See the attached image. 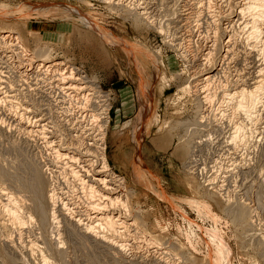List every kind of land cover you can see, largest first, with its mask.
Masks as SVG:
<instances>
[{
    "label": "rangeland",
    "instance_id": "374dc122",
    "mask_svg": "<svg viewBox=\"0 0 264 264\" xmlns=\"http://www.w3.org/2000/svg\"><path fill=\"white\" fill-rule=\"evenodd\" d=\"M201 1L202 0H192V1L185 0L184 2V0H180V1L178 0L179 4H177V0L176 1L175 0H123L122 4H124L125 6L121 4L122 6L119 5L118 7V5H116V8L112 9L113 7H115L114 5L115 2L113 3L112 0H0V7L2 5L6 7V9L10 8L11 10L8 11L9 12L8 14H12L15 17L13 23L12 22L8 24L6 23V25L10 26V28L12 29H16L17 33H20L18 34L20 37V40L23 37L24 40L22 39L21 42L23 44L28 43L26 45L27 47L25 46V48L29 52L31 51L38 52L39 50H42L40 52H45L47 50L51 54L52 57H56L58 58L59 61L60 60L63 61L66 64V66H72L77 71H81V75L85 76L88 80H91L93 78L92 80L93 81L95 80V84L97 87L101 89V92L103 94L104 93L109 94L107 96L112 98L113 101L112 100L109 101L111 103V106L109 107V110H110L109 113L111 117L110 122L112 120L111 126L116 131V138L110 140L107 137L105 139L106 148H107L106 156L108 159L109 167L112 168L114 172H117L116 175L119 174V170H122L123 174H119V175L120 177L123 176L125 178V181H126L125 184L129 191L128 194L129 195L131 194L130 195L131 197L129 196L131 198V199L129 198V206L132 209L131 208L130 209L133 210V212L136 210L135 211L136 215L137 216L140 215L141 219L143 218L142 220L146 224L145 225L146 228L150 232H154L155 235L161 237L162 239V240H158L157 242L156 240H151L152 241L151 243L152 244L154 243V244L150 245L151 243L146 241V238L143 236V234H140L141 231L135 230V228L132 227V229L131 228L129 229V232L131 234L128 232L129 235H127L128 233L125 235V237L129 239L123 238L125 242L122 239V242L124 244L127 243L128 247L127 249L123 251V257H120L117 254L112 253V251H110L111 249H108L106 251L105 248L102 246L98 247L95 245L94 246L89 245V244L87 245V244L81 243L80 241H77V240L75 241V239L70 240L67 236H65L66 234L64 235L63 232H60L62 238L67 237L65 239L60 238L62 239L65 245V246H62L64 247L62 248V251H64V256H63L64 260L62 264L64 263L65 264H121L122 262H123L122 264H157L158 260L163 261V263H168V264H207L209 262V259L213 257L214 245L211 239L214 236H217L216 237L217 239L219 237V239L217 240L218 243L216 242L217 244L220 243L219 246L223 244L222 246H220L221 250L224 246L226 247V249L224 247V249L222 250L223 255H224L222 259L223 264H227V263L228 264H261V263L264 264V259H262L264 258V242H263L264 241V237H263L264 236L263 235L264 234V231H263L264 230V214H263L264 212L263 211L264 210V203H263L264 202V195H263L264 194V152H263L264 151V132H263L264 131L263 129V126H264L263 103L264 101L262 99L263 103L261 104V106L263 108L261 107L258 108L259 110L257 112L258 115L256 114L258 121L256 122L257 124L255 125L256 126L255 127V126H252V124L249 121V118L247 119L246 115H244L243 112L241 113L240 111H238V109L234 111L236 108L234 106L236 99L234 100L233 103H231V101L229 102L228 100H223L222 98V96L224 97L225 94L232 95L234 91L237 92L238 89L240 88H243L244 90L249 89L250 85H252L253 83L252 78L255 75L257 69L262 64L264 65V61H263L264 58L262 56H260L262 58L255 56V58L257 57L258 59L256 58V60L253 61L252 59H254V57L252 55H249V53L246 50L247 45H245L244 43L245 38L242 39L244 36L243 33L245 32V30H241L244 28L245 18L243 16L237 15L238 9H236L237 5H239V2H241V0H238V1L232 0V2H230V0H224V1L223 0L222 1L221 0H214V1L204 0V3L203 1L201 3ZM30 3H37L42 6H50V7L60 6V7L69 8L70 10H73L77 13L73 16L75 20L76 19L81 20L82 18L81 15L82 16L88 15L90 16V18L93 19L92 21H94V23L98 25V26L95 25L96 27H99V29L103 30L107 34H110L114 38L111 40L116 39L115 41H117L118 39H120L126 43L135 41V43L140 46L139 52L141 53L145 52L143 54H146V51L148 52L147 54H149V56L151 57V63H152L151 67L156 73V77H157L150 91L151 92L150 107L147 108L148 110H146L147 115L149 116L146 115V118L144 119L146 121L143 120L144 123L145 122L149 123V124L145 123V125H143L142 127L145 129V130L143 129V131L145 132V135L146 137H148V139L143 140L141 143H137V141H135V138H136L135 134H137L138 136V133H137L138 129L141 130V128H137L136 126L137 124L136 122L140 120L138 118L139 109L137 105L138 104L137 93H136V90H135V87L132 81L134 79L139 80L140 77L142 78V80L144 79L146 81V78H145L146 72L144 70H140L139 68L136 69L134 65L137 59L143 55H141V53L138 54L134 46L132 47L133 50H131L129 53V51L125 52V50L118 45L109 46V45H106L105 43L102 44L101 41H97L92 36L85 37L84 34L81 33L77 28H74L75 27L73 26L74 24L64 21L66 17L56 18V15L54 16V14H52L54 16L53 18V16L51 15V12H53L52 11L53 9L50 10L49 8L47 10H44V12L46 11L47 12L42 13V15H39L41 13H38L36 11H30L28 13L27 7H26L27 9L26 11L25 6L24 7H21L23 5L20 6V4L29 5ZM197 3H199V5ZM202 4L205 6L203 7ZM221 4H223V6ZM225 4L229 6H226ZM135 5H138L136 7L137 10L136 9L133 10L135 8ZM212 5H213V10H212ZM185 7H186V10H185ZM110 8L112 9V12L110 11L111 10ZM206 8H207V11L205 10ZM117 9L121 10L122 12L124 11L127 12L129 11V9L131 11L132 9L133 12L129 11L130 13H134V11L136 13H143V14L147 13L146 14L147 16L146 15H145L146 17L144 16L146 18L145 23L143 22L142 25L137 24V27H136L132 20L130 21L126 18L125 21H123L124 17L122 16L124 15H121L119 10L117 11L119 14L115 12ZM143 9L144 11L141 12L140 10H143ZM232 9H233L232 11L233 13L231 12ZM189 10H190V13L192 12L191 14L189 13ZM223 11L226 13L227 16L225 15ZM173 12H175L176 14ZM207 12L208 14L211 13L209 17H208V14H206ZM26 13L30 14V17ZM179 14H181V18L183 19L188 18V16L191 15L192 19L190 18V20H188L187 26L189 25V22H190V27L191 26L192 27L194 26V27L193 28L192 27L190 28L189 26L187 27L185 25V22L183 24L180 23V25H178V23L176 22L179 21L177 18ZM198 14L200 16H197ZM216 15H218L219 18H217ZM24 18H25V21L27 18L26 22L24 21ZM210 18H213V20H215L216 18L217 19L215 20L216 24L215 23L212 24L210 22ZM223 18L225 19L222 20ZM239 18H241L242 20ZM18 20L20 22H18ZM24 22L26 23V26ZM191 22H192V25H191ZM14 23L16 24V26H14L15 25ZM12 24L14 25L12 26ZM209 24L211 27H209ZM236 24H238L237 26H239L240 24L237 30H236L237 28ZM54 25H58L56 27L59 28L58 35H56L58 36L57 39L50 38L48 35L49 32L47 31L43 35V32L45 30L51 29L50 27H54ZM178 26L179 28H177ZM175 29H178V31H176ZM190 29H192L193 32ZM41 30H44V31L42 32ZM188 30L191 32L190 35H189ZM213 33H215L214 35L216 36L212 35ZM182 34H184L185 37ZM207 34L209 37L207 36ZM239 34H240V38H239ZM241 34H243V36ZM200 36H202L203 38L201 37L200 39ZM216 37H219V38H216ZM228 37L229 39H227ZM208 38L211 41L208 40ZM230 38L233 40L231 41ZM36 39H37V43H36ZM207 40L208 42H206ZM215 40H216V43H215ZM234 40H236V42H233ZM202 44H204L203 45L204 48L202 47ZM212 45H215L216 50L214 49V46L212 47ZM206 48H210L211 52L215 50V52H213L211 55V57L213 56L214 57L212 58L209 64L210 65L212 64V66L214 67L211 66V69L214 70V72L215 71L217 72L212 73V75L214 76L216 75L213 79L214 82H212L213 85L209 84V89L207 87V90L210 92L208 91L205 92L206 94L207 93L209 94L210 99L212 98L211 99L212 101L209 99L206 102L207 103L206 105L202 104L203 102L200 101V105L199 104L197 105L199 100H198V97L195 95V93L193 92V93H190L188 96H184L183 94H181L182 88L180 87H184V85L190 81V78L192 76L191 73L195 69L194 66L196 62L193 61L194 62L193 63L191 59H189V57L192 55L193 57H198L199 56L198 54L201 52L203 53V50H205ZM244 49L246 51H244ZM217 50L219 54L217 53ZM227 51H228V54H227ZM193 52L194 53L196 52V54H194ZM214 53L215 55H213ZM229 53L230 55L234 54L233 55L234 57L233 56L230 57ZM244 53H246V55ZM184 54L188 55V57H185ZM225 54L228 56H226ZM156 57L157 59L159 58L162 61L160 63L161 65L156 60ZM250 58L252 61L250 60ZM209 64L207 65L208 68H210ZM255 65H256V68H254ZM139 71H141L142 73L141 72L139 73ZM248 76H250L251 79ZM234 80L237 83L238 82L239 83L237 84ZM145 81L143 82L148 84ZM121 83L124 84L126 87L121 88L122 87ZM248 85H249V88H248ZM45 90H47V92L51 91L52 94L51 92L50 94L48 93L49 96L48 94H46L47 97H44L43 99L41 98L42 95L40 96V94H38V96L32 95L33 96L32 98L31 96L29 98V96L25 94L24 96L27 98H24L25 100L22 98L21 101L23 102L26 101L25 106L27 104L32 105L30 104V102H32L33 101L32 99L35 97H36L35 101L37 102V104L38 103L42 104V101L43 103H53L54 102L53 103L54 107L51 106L53 115L49 117L51 119L59 118L57 120H60V117H58V115L60 116V114H58L59 108H58L57 103L62 102L60 99L61 95H58L59 93L56 90L54 91V89H49V87H46ZM226 90H228L229 92ZM220 92H222L223 94ZM54 93H56V95ZM53 94L55 97H53ZM55 98L58 100H56ZM97 99L100 100V98H97ZM124 100L127 101L126 104ZM55 101L57 103H55ZM100 101H102V99ZM208 103H209V106H207ZM33 105L35 106L36 104H33ZM66 105H69V106L66 107ZM66 105H65V107L67 108L66 111L70 112L73 109L72 111L75 113L76 112L75 106L80 105V104L79 102L77 104L76 99L73 98V99L67 100ZM121 106H125L124 107L125 110H123V108L121 110ZM210 106L212 107V110ZM0 110H1L0 111L1 112L0 113V116H1L0 117V129H4L6 126L10 128V130L7 127L5 128L6 130L7 129L9 130L8 133L7 132L5 133L6 136L0 130V160L4 158H8L9 160H11L12 158L15 157L14 159L20 163V161L22 162L21 160L22 158L18 156L19 158L18 159L16 158L17 155L15 156L12 152H10L9 144H11L16 139H18L17 137L20 136L19 138H21V135L15 133V130H12L14 124L11 123V120H13V118H10L12 115L8 113L9 111L7 110V108H5L3 111L2 109ZM119 110H120V113L118 116L114 112L119 111ZM73 112H70V113L73 114ZM137 114L138 116H136ZM136 118H138L137 121H136ZM3 121L4 123L6 122L5 125L6 124L8 125L5 126L3 124ZM66 121L65 123H63L64 126L60 124V126L57 127L58 129L55 130L56 131L55 134L57 135L59 134L61 136L60 140L61 139L64 140L63 137L67 134V136L64 137L65 142L61 141V143L64 144L63 145L64 147L65 145L68 147L71 146L70 148L72 149L76 146H72V144L75 142H72L73 139L71 140L70 138L76 137L77 134L79 133L77 131L69 133L67 126H66V123H67ZM131 121H132V126L135 125L133 133H132V128H131L132 126H130ZM195 121L196 123L198 122L197 124L202 127L200 128L199 126L198 127L199 129H198ZM67 124L69 127V122ZM235 124L245 125V126L244 125L241 126L240 128H242L241 129L242 131L247 133L246 138L250 139V140L248 139L249 141L247 140L246 147L245 145L243 147V144H246V143H240L242 139L235 136V134L238 135L236 132V129L234 131L232 130L233 128H235L234 126ZM72 125H74V121L71 122L70 126ZM49 126L52 127L51 124ZM62 126L63 128H61ZM158 127L160 128V130ZM63 129H67V130H63ZM147 129H149L150 131H147ZM230 130L231 132L232 131L233 132L231 133ZM50 131H53V130L50 129ZM60 133L63 134V137ZM146 133H148L149 135L147 136ZM165 133L166 135L167 134L171 135V137L173 136L171 138L172 140L171 145L170 146L166 145L167 147L163 144V141L159 140V139L161 140L163 139V136H165ZM14 134L17 136L15 137ZM251 135L253 136V138H251ZM234 136L237 138H234V142H232L233 141L232 138ZM194 137L195 138L200 137V138L195 139ZM179 138L181 139V141ZM184 138L187 139V143L185 141L186 139ZM227 138L228 139L230 138V139L228 140ZM8 139L11 141V143ZM69 139L71 141H69ZM191 139H193L191 141L192 143L190 145H187L190 143ZM236 139L239 141H237ZM133 140L135 141V143H137L136 145L134 144ZM182 142L184 145L180 144ZM181 146L184 147L183 151L184 150L186 151V149L188 148L186 153L185 151L181 153L180 151H176V149H178V147H181ZM191 146H193L195 150L192 149V152H191L192 154L191 156H189L190 153L188 152H190L189 149H191ZM236 147H237V150H236ZM196 148H198V150ZM134 153L137 155H140L139 158L141 157L140 158L141 165H139L140 166L139 168L141 169L140 170L141 172L139 174L141 175V177L139 174L137 175L138 178L135 174L134 176L137 178V181L138 179L139 181L141 179L140 183L142 182V186L143 187L145 186L144 188L137 187L136 185L132 184V182L130 181L131 169H129V167L132 164V159L135 155ZM185 155L188 157H186ZM191 158H193V160ZM113 160L120 161L121 162L120 164H125L126 167L121 168V169L115 168L116 166H114L115 163ZM239 165L241 166L239 167ZM225 172L226 173L229 172V173L226 174ZM19 177H22V179L27 180V175L24 173H22V175ZM256 177L257 178L259 177V178L257 179ZM213 178H215V181ZM22 179L20 182H23ZM209 181L210 183H213L217 187L214 189V191L219 190V193L217 195L213 194L212 196V192L214 191L211 189L212 188L211 185H209V187L207 186V184H210ZM258 186H259V189H258ZM159 192L162 195L164 194L168 197L165 198V196L163 195L164 197V201H163L162 198L161 199L158 198L159 197L158 195H160ZM156 193L158 195H156ZM224 193L226 194L227 197H225ZM261 194L263 196H261ZM257 195L258 197L260 195V197L257 198L256 197ZM260 199H263V200L259 201ZM235 201L239 202V204L242 205L241 209H244L246 212H248V216L253 214L252 223L250 224L251 226L244 224V221H242L243 219L240 220L239 217L236 216L237 218H235L233 216L234 214L233 212H231L230 208L235 205L236 203ZM215 202L216 203L219 202V203L216 204ZM224 204L225 206H223ZM228 205L230 206V208ZM220 206H221V209H220ZM222 207L224 208L226 207V208L224 209ZM226 212H228L229 214ZM1 222H2V216H0V223ZM25 222H26V219L23 220V224L21 223L22 226L21 224H16L18 226L13 225L14 229H12L10 231V234L8 235L10 239L9 240L10 245L8 246L4 244L3 242L4 237L2 236V232L0 231V246L5 248V249L2 248L4 252L9 253V255L11 254V257L12 258L14 257L16 259L17 264H19L21 261H22L21 263H23L24 261L25 264L27 263L30 264V262H32L31 264H33L34 259L36 260L35 261L36 264H43L42 261L40 262L41 258H39L40 255L38 254L39 253L38 250H40V248L42 247V250H43L42 253H43L46 247H44L45 246L44 244H43L44 246L41 244L42 240H41V236L39 232H37L38 230L34 228L32 224L28 222V220L26 223ZM25 226H27L26 229H25ZM28 226H30V229H28ZM248 226H250L252 229ZM15 228H17V231L15 230ZM30 230L33 233H31ZM256 230L257 231L262 230V231L257 232ZM249 233L251 234L249 235ZM22 234H23V237L21 236ZM135 235L138 236L139 238L136 237ZM258 235L263 238V240L261 241L263 243L258 241L260 239L258 238ZM19 236L23 240L19 239ZM131 238H133L134 240ZM254 239H255V243L253 241ZM35 240H38V241H35ZM68 240L70 242H68ZM139 240L141 241L143 240L142 243L139 242ZM33 242L39 247H37ZM159 243L161 244L158 246ZM11 244L15 245L14 248H13V245ZM28 244L30 245V247L28 246ZM149 245L151 246V248L148 247ZM161 245L162 247L163 246L165 247V250L164 248L161 247ZM31 246L33 247L31 248ZM34 247L38 249L37 250L38 252H35L36 249H33ZM130 248H132L133 250ZM164 251L165 253H163ZM45 252L42 254L44 258L46 259V263L45 262L44 263L48 264L49 262V264H51L54 259H52V257H48L47 256L48 254ZM26 253L30 257L26 255ZM32 254H35V255H32ZM148 254L149 255L151 254V255L149 256ZM159 254H160V257H159ZM21 256H24L26 259L23 257L22 258L23 260H22L20 258ZM224 258H226L227 260L229 259L228 262L226 261V259L224 260ZM17 259H20V260L17 261ZM155 259H158V260H155ZM205 260L208 262H205ZM0 264H1V261H0Z\"/></svg>",
    "mask_w": 264,
    "mask_h": 264
},
{
    "label": "bare ground",
    "instance_id": "6f19581e",
    "mask_svg": "<svg viewBox=\"0 0 264 264\" xmlns=\"http://www.w3.org/2000/svg\"><path fill=\"white\" fill-rule=\"evenodd\" d=\"M112 1H113V3L114 2L116 3V4L114 3L115 7H113L112 9L116 8V5H118V7H119V5H121L123 3V0H112ZM202 1L204 3V0H202ZM202 1H201V3H202ZM236 1H238V0H236ZM184 2H185V0H184ZM209 2H211V1H209ZM230 2H232V0H230ZM234 3H232V4H234ZM177 4H179L178 0H177ZM197 4L199 5V3H197ZM21 5H23V6H21ZM122 5H124V4H122ZM131 5H133V4H131ZM202 5H200V6H202ZM221 5L223 6V4H221ZM225 5L229 6L227 4H225ZM20 6L21 7L25 6V9L27 7L28 11H27V9H26V11L28 13L30 11H36L38 13H41L39 15H42V13H46L47 12V11L44 12V10H47L49 8H50V10L53 9L52 10L53 12H51L49 10L51 12V15L52 14H54V16L56 15V18L66 17V19H64V21H66L68 23H71V24H74L73 25V26H75L74 28H77L81 33L84 34L85 37L92 36L97 41H101L102 44L105 43L106 45H109V46L110 45H112V46H114V45L117 46L118 45L121 48H123L125 50V52L129 51V53H130L131 50H133L132 47L134 46L136 51L138 52V54L141 53V52H139L140 46L138 44H136L135 41L134 42L131 41V42L126 43V42H124V41H122L120 39H118L117 41H115L116 39L115 40H111V39H114V38L110 34H107L103 30L99 29V27H96L98 25L95 24L94 21H92L93 19L90 18V16H88V15L87 16H82L81 15V17H82L81 20H79V19L75 20L73 16L75 14H77V13L75 11H73V10H70L69 8L60 7V6L59 7L42 6V5H39L37 3H30L29 5L20 4ZM137 6L138 5H135V8L133 10H135V9L137 10V8H136ZM204 6L205 5H203V7ZM190 7H191V5H190ZM231 7H233V6H231ZM108 8H109V6H108ZM223 8H225V7H223ZM234 8H236V7H234ZM112 9L110 10L111 12H112ZM119 9H117L115 12H117ZM145 9H146V7H145ZM199 9H200V7H199ZM236 9H238L237 15L243 16L245 18L244 28L241 29V30H245V32L243 31L244 32L243 33L244 36H243V34H241V35L243 36L242 39L245 38L244 43H245V45H247V47H246L247 48L246 49L247 52L249 53V55H252L254 57V59H252L253 61H255L256 58H257V57L255 58V56H258V57L262 56L264 58V0H241V2H239V5H237ZM10 10H11L10 8L6 9V7H4L2 5L0 7V109H2V111H3L5 108H7V110L9 111V112L8 111L7 112L10 115H12L10 118H13V120H11V123L14 124L12 130H15V133L21 135V138H19L20 136L18 135L19 137H17L18 139L15 140L17 142L14 141L15 143L14 142L11 143V141L9 139L8 140L11 143V144H9L10 145L9 146L10 152H12L15 156L17 155L16 158H18V156L20 158H22L21 159L22 162L20 160H18V161H20V163L17 162V160L14 159L15 157L12 158L11 160H9L8 158H4V159L0 160V216H2V222L0 223V231L2 232V236L4 237V239H3L4 244H6V246L10 245V241H9L10 239H9L8 235L10 234V231L12 229H14L13 225L21 224V223L23 224V220L24 219H26V222L28 220V222L30 224H32V226L38 230L37 232H39V234L41 236V240H42L41 244L42 245L44 244L45 246L44 245L43 246L46 247L44 249L46 252L45 251L44 252L48 254L47 255L48 257H52V259H54L53 261H54L55 264H62V262L64 260V257H63L64 256V251H62V248H64L62 246H65L64 242L62 241V239L64 237L62 238L60 232H63L64 235L66 234L65 236H67L70 240L71 239H75V241L77 240V241H80L81 243H84V244H87V245L88 244L89 245H93V246L95 245V246H98V247L102 246V247L105 248L106 251L108 249H111L110 251H112V253H115V254H117L120 257H123V251L125 249H127V247H128L127 243L124 244L122 242V239L123 238L124 239L125 238L129 239V238L125 237V235L129 232L130 228L132 229V227H134L135 230H140L141 231L140 234H143V236L146 238V241H148L149 243L152 242L151 240H156V242L158 240H162L161 237L155 235L154 232H150L146 228V226H145L146 224L142 220L143 218L141 219L140 215H139L140 217L136 215V213H135L136 210L134 212H133V210H131L132 208L129 206V198L131 197L130 196L131 194L130 195L128 194L129 191H128L127 186L125 184V182H126L125 178L123 176L120 177L119 174L116 175L117 172H114V170H112V168L109 167L108 159H107V156H106V149L107 148H106L105 139L107 137L110 140L116 138V131L111 126L112 120L110 122L111 117H110V113H109V111H110L109 107L111 106V103L109 101L112 100V98L107 96L109 94H105V93L103 94L101 92V89L96 86L95 80L94 81L92 80L93 78L91 80H88L85 76L81 75V71H77L72 66H66V64L63 61H61V60L59 61L58 58L52 57L51 54L47 50L45 52H40L42 50H39L38 51L39 53L36 52V51L29 52L25 48V46L28 43L23 44L21 42V40L23 39L22 36H21L22 39L20 40V37L18 35L20 33H17L16 29H12V28H10V26L6 25V23L7 24L10 23V22L13 23L14 18H15L12 14H8L9 13L8 11H10ZM185 10H186V7H185ZM190 10H192V9H190ZM190 10H189V13H190ZM197 10H198V8H197ZM202 10H203V8H202ZM205 10L207 11V8ZM212 10H213V5H212ZM119 11H120L121 15H124V16H122V17H124V20L122 18L123 21H125L126 18L128 20H130V21L132 20L136 27H137V24L142 25L143 22L145 23V19H146L145 17L147 16L146 15L147 13L146 14L136 13L135 11H134V13H130L132 11V9H131V11L129 9L130 12L129 11L122 12L121 10H119ZM140 11L142 12V11H144V9L140 10ZM145 11H147V10H145ZM174 11H176V10H174ZM227 11H228V9H227ZM232 11H233V9L231 10V12ZM28 13H26V14L29 15V17H30V14H28ZM173 13H175V12H173ZM195 14H197V13H195ZM206 14H208V12ZM227 14H228V12H227ZM209 15H211V13L208 14V17H209ZM225 15H226V13H225ZM54 16H53V18H54ZM197 16H200V15L198 14ZM216 16H217V18H219L218 15H216ZM228 16H229V14H228ZM220 17H221V15H220ZM243 17H242V19H243ZM177 18H178L179 21H177V19H176L177 22L176 21L175 22L178 23V25H180V23L183 24L185 22L186 26L188 24L187 23L188 20H190V18L192 19L191 15L188 16V18H184L183 19V18H181V14H179V16H177ZM195 18H196V16H195ZM225 18H223L222 20H224ZM19 19H20V17H19ZM199 19H201V18H199ZM239 19H241V18H239ZM208 20H209V18H208ZM215 20H217V19L215 18ZM215 20H213V18H210V22L212 24H214L216 22ZM24 21H25V18H24ZM26 21H27V18H26ZM18 22H20V21L18 20ZM25 22H24V24L26 26ZM192 22H191V25H192ZM237 22H238V20H237ZM14 24H12V26ZM169 24H171V23H169ZM237 25L238 24H236V26ZM14 26H16V24ZM188 26L190 27V22H189ZM239 26H240V24H239ZM239 26H237L236 30L238 29ZM209 27H211L210 24H209ZM177 28H179V26ZM182 29H184V28H182ZM217 29H218V27H217ZM175 30L178 31V29H175ZM190 30L193 32L192 29H190ZM195 30H196V28H195ZM206 30H207V28H206ZM222 30H223V28H222ZM196 33H197V31H196ZM226 33H227V31H226ZM190 34H191V32L189 31V35ZM214 34L215 33H213L212 35H214ZM219 34H221V33H219ZM235 34H236V32H235ZM182 35H184V34H182ZM193 36H194V34H193ZM207 36H208V34H207ZM214 36H216V35H214ZM232 36H234V35H232ZM178 37H177V39H178ZM184 37H185V35H184ZM201 37L202 36H200V39H201ZM216 38H219V37H216ZM239 38H240V34H239ZM206 39H207V37H206ZM227 39H229V37ZM191 40H193V39H191ZM208 40H210V39L208 38ZM208 40L206 42H208ZM219 40H221V39H219ZM219 40H217V41H219ZM232 40L233 39H231V41ZM23 42H25V41H23ZM233 42H236V40H234ZM36 43H37V39H36ZM215 43H216V40H215ZM203 45L204 44H202V47H203ZM218 45H220V44H218ZM213 46H214V49H215V45H212V47ZM210 48H206L205 50H203V53L201 52V53L198 54L199 56L196 55L198 57H193V55L189 57V59H191L192 62L193 61L196 62L195 66H194L195 69L191 73L192 76H191L190 81H189L190 83L186 81L187 83L184 85V87H180V88H182V93L181 94H183L184 96H188L190 93H193V92L195 93V95L198 97V100H199L197 105L198 104L200 105V101L203 102L202 104H205V105L207 104L206 102L210 99V96H209L208 93L206 94L205 92L208 91L207 87L209 89V84L211 85L212 82H214L213 79L216 76V75L215 76L212 75L214 70L211 69L212 64L211 65L209 64L211 62L212 58L214 57V56L211 57V55H212L213 52H215L216 49L213 52H211ZM212 50H213V48H212ZM218 50H217V53H218ZM246 50L244 49V51H246ZM224 52H226V51H224ZM143 53H145V52H143ZM143 53H141V55H143V56L139 57L137 59V61L134 63V65H135L136 69L139 68L140 70H144L146 72V77H145L146 81L144 79L142 80L141 77H140L139 80H135L134 79L132 81V83H133V85L135 87L136 93H137V98H138V104L137 105H138V109H139V116H138V114L136 116H138V118L140 120V121H137L138 118H136V121H137L136 123L137 124L136 123L135 124H136L137 128H141V130L138 129V132H137L138 136H137V134L134 133L136 135V138L135 137L134 138H135V141H137V143H141L143 140L148 139V137H146V135H145V132L143 131L144 128H142L143 125H145V123H148V122L144 123L143 120L146 118V115H147V111L146 110H148L147 108L150 107V103H151V97H150L151 92L150 91H151V88L154 85V82L156 81V78H157L156 77V73L154 72V70L151 67V65H152L151 57L149 56V54H147L148 53L147 51H146V54H143ZM194 54H196V52ZM227 54H228V51H227ZM244 54L246 55V53H244ZM213 55H215V53ZM229 55H230V53H229ZM233 55L234 54L230 55V57L233 56ZM128 56H129V54H128ZM226 56H228V55H226ZM185 57H188V55H185ZM262 57H260V58H262ZM156 60L159 62V64L162 62L159 58L157 59V57H156ZM250 60H251V58H250ZM212 63H213V61H212ZM67 64H68V62H67ZM208 64H209L210 68L207 67ZM212 67H214V66H212ZM254 68H256V65H255ZM140 72L141 71H139V73ZM215 72H217V71H215ZM248 77L250 78V76H248ZM252 80H253L252 81L253 83H252V85H250V88H249V85H248L249 89H245L244 90L243 88H240V89H238L237 92H235L233 90L234 93L232 95H229V94L226 95L225 94L224 97L222 96V98H223V100H228L229 102L231 101V103H233L234 100L236 99V101L234 103L235 104L234 106L236 108H235L234 111H236V109H238V111H240L241 113L243 112V114L246 115L247 119L249 118V121L252 124V126H255L257 124L256 122L258 121L257 120V116H256L257 112L259 111L258 108L259 107L263 108L261 106V104L263 103L262 99L264 101V65L263 64L257 69V71H256L255 75L253 76ZM143 81L147 82L148 84L144 83ZM143 83H144V85H143ZM243 85H242V87H243ZM46 87H49V89H54V91L56 90L59 93L58 95H61L60 99H61L62 102L61 103H57L55 101V103H57L58 108H59L58 114H60V116L58 114L57 115H58V117H60V120H57L59 118H57V119L52 118L51 119L49 117V116L53 115L51 106L54 107L53 106L54 102L53 103H43V101H42V104H40V103L37 104V102L35 101V98H36L35 97V98L32 99L33 101L30 102V104H32V105H28L27 104L25 106V102L26 101L25 102L21 101L22 98L23 99L27 98V97L24 96L25 94L27 96H29V98H30V96L32 98L33 97L32 95H37L38 96V94H40V96L42 95L41 96L42 99L44 97H47L46 94H48V93L50 94L51 91L47 92V90H45ZM236 87H237V85H236ZM226 91H228V90H226ZM208 92H210V91H208ZM56 93H54V94L56 95ZM203 93H205V94H203ZM220 93H222V92H220ZM49 94H48V96H49ZM51 94H52V92H51ZM54 94H53V97H55ZM96 94H97V96H96ZM73 98L76 99L77 104L79 102L80 105H76L75 106L76 107L75 108L76 112L74 113L72 111L73 110L72 109L70 112H73V114H71L70 112L66 111V109H67L66 107L69 106L70 104L69 105H66V104H67V100L73 99ZM97 98H100V100L102 99V101L98 100ZM56 100H58V99H56ZM213 100H214V98H213ZM30 101H31V99H30ZM22 102L24 103V105H23ZM64 103H66V104H64ZM33 104H36V105L34 106ZM65 105H66V107H65ZM207 106H209V103H208ZM263 106H264V103H263ZM196 109H198V108H196ZM211 110H212V107H211ZM114 113L119 116L120 112L119 111H115ZM74 114H76V115H74ZM196 114H197V112H196ZM5 115H4V117H5ZM10 115H8V116H10ZM147 116H149V115H147ZM202 117H204V116H202ZM67 119H69V120H67ZM238 120H240V119H238ZM65 121L67 123L69 122V127H68V124L66 123V126H67V129H68L69 133L76 132V131L79 133V134L76 133L77 134L76 137L70 138L71 140L73 139L72 142H75V143L72 144V146H76V147H74L72 149L70 148L71 146L68 147V146L65 145V147H64L63 146L64 144L61 143V141L65 140L64 137L67 136V134L63 137V134H61L62 132L60 133L64 140H62V139L60 140L61 136L58 134L59 135V137H58V135L55 134V132H56L55 130L58 129L57 127H59L60 124L63 125V123H65ZM73 121H74V125L70 126L71 122H73ZM144 121H146V120H144ZM9 122H10V120H9ZM5 123L3 121L4 125H5ZM195 123H196V121H195ZM197 123H196V126L198 128L200 125H198ZM50 124L52 125V127L49 126ZM130 124H131L130 126H132V121H131ZM241 124H239V125L235 124L234 125L235 128H233V126H232V128H233L232 130L234 131L236 129V132H237L238 135L235 134V136H237L238 138H241L242 140L240 141V143H246V144H243V147H244V145L246 147L247 146V140L249 138H246V134L247 133L242 131L241 130L242 128H240L245 123L243 125H241ZM6 125H8V124H6ZM63 126L61 128H63ZM134 126L131 127L132 128V133H133V130H134ZM193 127H194V125H193ZM201 127L202 126H200V128ZM5 128L4 129H0L1 132L4 133V134L6 132L8 133L9 130H10V128H8V127L7 128L9 130L8 129L6 130ZM146 128H148V127H146ZM250 128H251V126H250ZM50 129H52L54 132L50 131ZM67 129H63V130H67ZM244 129H246V128H244ZM263 129H264V126H263ZM159 130H160V128H159ZM147 131H150V130L147 129ZM230 132H231V130H230ZM148 133H146L147 136L149 135ZM249 134H251V133H249ZM252 134H253V132H252ZM72 135H73V133H72ZM5 136H6V134H5ZM16 136L17 135H15V137ZM232 136H233V134H232ZM235 136L232 138V140H233L232 142H234V138H237ZM68 137H69V135H68ZM172 137H171V135H169V134L166 135V133H165V136H163V139L162 140L159 139V140L163 141V144L165 146L166 145L170 146L171 142H172V140H171ZM196 138H200V137H196ZM251 138H253L252 135H251ZM70 139H69V141H71ZM184 139H186V138H184ZM192 140L193 139H191L190 143L188 142L189 144H187V145H190L192 143L191 142ZM135 141H134V144L136 145L137 143H135ZM160 141H159V143H160ZM180 141H181V139H180ZM185 141L187 143V139ZM237 141H239V140H237ZM180 144L184 145L183 142L180 143ZM193 146H191V149H189V151H190V152H188V153H190L189 156H191V154H192L191 153L192 149H194ZM236 146H237V144H236ZM183 148L184 147H182V146L178 147V149H176V151H180V153L184 152L185 150L183 151ZM234 148H235V146H234ZM196 149L198 150V148H196ZM187 150H188V148L186 149V151ZM236 150H237V147H236ZM136 151H137V149H136ZM186 151H185V153H186ZM183 155H184V153H183ZM139 156L140 155L135 154L133 159H132V164L130 163L131 164L130 167H129V169H131L130 181L132 182V184L136 185L137 187H141L142 188L143 187L142 186V182L140 183L141 179H140V181L138 179L139 182L137 181V178H138L137 175L141 172L140 171L141 169L139 168L140 167L139 165H141L140 164V162H141L140 158L141 157L139 158ZM186 157H188V156H186ZM130 159H131V157H130ZM191 159L193 160V158H191ZM240 166L241 165H239V167ZM239 167H237V168H239ZM22 173L27 175V180H24V179H22V177H19V176L22 175ZM228 173H226V174H228ZM134 174L137 176V178L134 176ZM140 177H141V175H140ZM20 178L23 180V182H20L21 181ZM213 179L215 181V178H213ZM209 183H210V181H209ZM209 185H211V187H212L211 189L213 191H214L215 188H217L213 183L207 184L208 187H209ZM258 189H259V186H258ZM218 193H219V190H216V191L212 192V196H213V194L217 195ZM246 194H247V192H246ZM156 195H158V194L156 193ZM163 195L160 193V195H158L159 196L158 198H160V199L162 198L163 201H164ZM263 195L261 194V196H263ZM164 196H165V198L168 197L166 195H164ZM205 196H207V195H205ZM233 196H235V195H233ZM225 197H227L226 194H225ZM256 197L259 198L260 195H259V197H258V195ZM171 198H173V197H171ZM261 200H263V199H260L259 201H261ZM216 201H218V200H216ZM235 202H236L235 205L234 206L231 205L232 206L231 208L228 205L230 210H231V212H233V214H234L233 216L235 218L239 217L240 220L243 219L242 221H244V224L250 225L252 223V215L253 214L251 213L252 215L248 216V212H246L244 209H241L242 205H240L239 202H237V201H235ZM218 203H216V204H218ZM259 203H261V202H259ZM220 204H222V203H220ZM223 206H225V204ZM222 208H224V207H222ZM220 209H221V206H220ZM207 210H208V208H207ZM259 212H260V210H259ZM226 213H228V212H226ZM263 214H264V212H263ZM260 223H262V222H260ZM22 224H21V226H22ZM16 226H18V225H16ZM250 226H248V227H250ZM23 227H24V225H23ZM26 227L27 226H25V229H26ZM34 228H33V230H34ZM28 229H30V226H28ZM15 230L17 231V228H15ZM261 231H257V232H261ZM30 232L33 233L31 230H30ZM129 233L127 235H129ZM246 233H248V232H246ZM23 234L21 235L22 237H23ZM140 234H139V236H140ZM250 234L251 233H249V235ZM215 235H216V233H215ZM256 235H257V233H256ZM28 236H30V235H28ZM37 237H39V236H37ZM67 237H65V238H67ZM136 237H138V236H136ZM216 237L217 236H214L212 238L213 240L211 239V241H213V245H214L213 257H211L209 259V262L205 260V262H208L209 264H223L222 263V259H223L224 255H223L222 250L224 249L225 246L221 250L220 246H222L223 244L219 246L220 243L217 244L218 243L217 240L219 239V237H218V239ZM60 238H62V239H60ZM210 238H211V236H210ZM258 238H260L258 240L260 242L263 240V238L261 236H259V235H258ZM19 239H22V238H20V236H19ZM35 239H36V237H35ZM59 239H60V241H59ZM131 239H133V238H131ZM35 241H38V240H35ZM142 241L139 240V242H141V243H142ZM249 241H247V242H249ZM253 241L255 243V239ZM68 242H70V241L68 240ZM124 242H125V240H124ZM153 242H155V241H153ZM263 242H261V243H263ZM153 244L151 243L150 245H153ZM160 244L161 243H159L158 246ZM165 244H166V242H165ZM11 245H13V244H11ZM39 245H40V243H39ZM138 245H137V247H138ZM150 245L148 247L151 248ZM162 245H161V247H162ZM14 246L15 245H13V248H14ZM28 246L30 247L29 244H28ZM36 246L39 247L38 245H36ZM32 247L33 246H31V248ZM133 247H135V246H133ZM2 248L3 247L0 246V261H1V264H17L16 263V259L14 257L12 258L11 254L9 255V253L4 252L3 249H5V248H3V249ZM132 248H130V249H132ZM162 248H164V250H165L164 246ZM246 248H248V247H246ZM33 249H36V248L34 247ZM225 249H226V247H225ZM256 249H258V248H256ZM37 250L38 249H36L35 252L39 251V253H38L40 255L39 258H41L40 262L42 261L43 264H45L46 263V259L42 255L44 253V252L42 253V251H43L42 247L40 248V250H38V251ZM173 250H174V248H173ZM30 251H31V249H30ZM40 251H41V253H40ZM16 253H18V252H16ZM163 253H165V251ZM160 254H159V257H160ZM26 255H28V254L26 253ZM32 255H35V254H32ZM211 255H209V256H211ZM162 256H161V258H162ZM180 256H182V255H180ZM262 256H263V254H262ZM23 257L24 256H21L20 258L22 259ZM225 259L226 258H224V260ZM262 259H264V258H262ZM18 260H20V259H17V261ZM37 260H38V258H37ZM155 260H158V259H155ZM228 260L226 259L227 262H228ZM35 261L36 260L34 259L33 264H36ZM53 261H52V263H53ZM176 261H178V260H176ZM157 262H158L157 264H168V263H163V261H160V260H158ZM23 263L25 264L24 261H23ZM23 263H21V264H23ZM31 263L32 262H30V264ZM48 264H49V262H48Z\"/></svg>",
    "mask_w": 264,
    "mask_h": 264
},
{
    "label": "crops",
    "instance_id": "0c3cea01",
    "mask_svg": "<svg viewBox=\"0 0 264 264\" xmlns=\"http://www.w3.org/2000/svg\"><path fill=\"white\" fill-rule=\"evenodd\" d=\"M50 26V25H49ZM56 26H58V25H54V27H50L51 29H49V30H41L42 32H43V35H44V33L47 31V32H49L48 33V35H49V37L50 38H58V36H56V35H58V29L59 28H57ZM46 35V34H45ZM47 36V35H46ZM122 84V83H121ZM125 88L126 86L124 85V84H122V87L121 88ZM123 97H125V96H123ZM125 101V100H124ZM120 102V101H119ZM127 103V101H125V104ZM122 105V104H121ZM125 106H121V110H122V108H123V110H125V108H124ZM119 112H120V110H119ZM114 161V166H116L115 168H118V169H121V168H125L126 166H125V164H120L121 162L120 161H116V160H113ZM119 174H123L122 173V170H119Z\"/></svg>",
    "mask_w": 264,
    "mask_h": 264
}]
</instances>
